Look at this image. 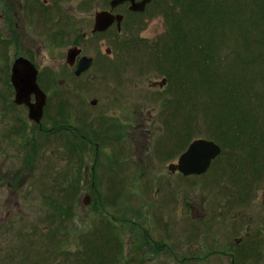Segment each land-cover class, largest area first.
Wrapping results in <instances>:
<instances>
[{"label": "rangeland", "instance_id": "374dc122", "mask_svg": "<svg viewBox=\"0 0 264 264\" xmlns=\"http://www.w3.org/2000/svg\"><path fill=\"white\" fill-rule=\"evenodd\" d=\"M50 1H46L47 7L44 6L49 11L37 9L35 15H26L34 38H28L24 45L31 41L34 49L41 50L37 62L53 67L56 80L64 79L69 85L70 89L65 90V95L58 86L53 89L60 95L52 98L53 104L58 101L63 104L62 110L67 111L68 133L63 138L41 134L34 129L30 133L28 128L32 123L18 115L17 109L6 105L4 110L9 111L10 115L3 118L0 112V178L2 175L32 174L30 179L26 176L23 178L26 182L22 185L15 182L16 185L7 186L0 181V223L5 224L4 228H0V264H174L146 262L143 257L148 250L146 241L142 239L140 231L131 229L130 224L136 225L139 221L143 226L147 222L153 235L157 233L156 229H163L165 223L170 221L180 233L184 229L189 240L203 241L206 227L176 219L180 205L199 208L204 205L206 211L214 207L237 209H225L224 220L231 217L227 214L229 212L243 211L253 216L248 236L254 238L247 247L235 248L237 252L233 251L236 254L233 263L230 260L190 264H264L257 260L264 254V143H259L260 138L255 137L253 127L240 133L237 125L241 116L251 121L249 124L253 123L258 110L261 118H264V99L260 98L257 103L253 94L245 95L242 93L243 87L237 86V81L242 77H253L264 97V79L261 80L264 70L260 74L258 60L245 66L237 59L233 68L230 65L238 54L243 57L245 52L251 53V49L245 51L242 36L264 34V24L248 25L249 20L246 19L249 16L259 17L253 6L247 3L250 1H196L210 3L206 13H202L201 21L192 19L200 21L203 26L206 23L204 19H207L211 33L192 31L191 36L195 38L206 34L205 37H217V47H211L214 56L210 70L212 74L209 72L211 77L206 78V82L205 69L194 56L188 68L183 65L181 82L174 89L178 94L174 100L166 98V87L149 88L151 80L162 77L149 65L150 61L166 66L171 60L164 61L160 55L150 60L152 56L143 49L142 39H148L152 44L162 34L166 35L170 29L169 20L172 23V19L175 20L173 15L180 17L182 13L177 3L180 0H160V3L155 0L145 14L137 17L143 21L144 28L139 32L133 28L132 33H124L121 39H81L80 33L71 35L74 29L88 28L91 21L88 18L80 22L68 21L65 9H71V5L91 8L94 5V2H90L92 0ZM191 1L184 0L186 3ZM104 6L105 0H99L96 7ZM229 6L235 7L234 13L231 9L227 10ZM170 9L174 14L168 17ZM217 9L221 14L213 12ZM221 35L226 36L225 40ZM76 38H80L79 46L84 47L85 54L97 55L94 66L78 78L70 73L64 60L67 49ZM9 40L14 41L12 38H2L0 42V73L3 72L2 59L8 57L9 52L3 48H12L10 54L14 51V42L9 45ZM108 48L111 49L110 53H107ZM257 51L258 48H255L252 52ZM229 79L236 81L235 85L241 89V93L237 90L235 96L231 93ZM260 80L262 83L259 85ZM2 82L0 80V92L10 93V88ZM94 99L97 102L92 104ZM2 108L1 104L0 111ZM141 110L146 114L151 111L160 113L158 117L162 118L167 117L169 111L177 112L175 127L181 141L180 145L174 146L175 152L186 147L193 138L209 139L211 132L205 120L215 117V124L227 126L223 131L228 132L237 144L229 164L232 169L220 171L222 165L229 168L227 156L230 153L225 150L218 157L221 159L217 158L218 161L203 176L178 177L169 184L172 188L152 180L143 183L133 180L130 174L135 175L136 168L126 158L132 132L129 133V129L127 139L123 140L125 120L119 118L127 111L140 116ZM195 116L196 120L192 122ZM128 117L129 114H126L125 119ZM223 117L227 118V123L222 121ZM162 118L149 126L154 133L150 145L161 137L165 147H168L173 141L168 140V132L162 135L159 132V128L166 126ZM185 119L191 125L189 135L183 129ZM22 124L24 134H14L11 129L22 127ZM20 143L23 144L22 150L18 146ZM30 162L34 164V171L27 164ZM157 162L163 168L162 161H154L155 164ZM153 167L149 162V174L155 170ZM29 180L33 183L30 184ZM175 187H178L177 191L173 190ZM60 208L65 210L66 216L59 215L57 211ZM254 213L258 214L251 215ZM132 216L139 220L126 221ZM149 227L143 226V229L149 230ZM222 227L226 229L225 225ZM238 230H229L235 232L230 240L240 237ZM244 243V239L240 241V244ZM245 255L251 256L250 259H244Z\"/></svg>", "mask_w": 264, "mask_h": 264}, {"label": "flooded vegetation", "instance_id": "af4514ba", "mask_svg": "<svg viewBox=\"0 0 264 264\" xmlns=\"http://www.w3.org/2000/svg\"><path fill=\"white\" fill-rule=\"evenodd\" d=\"M46 1L51 2L50 0H0V19L2 22V26L0 27V38L7 39L12 38L14 39V48L13 53L10 54L9 52L12 50V48H3L7 52L8 57H5L2 59V73H0V80H2L4 84H6L8 89L10 88V93L4 94L3 92H0V105L2 104V118L3 116H9L10 112L6 111V105L8 107H12L17 109L18 115L26 117L30 123H32V126L28 128V132L31 133L32 129L35 131H39L41 134H47V135H53L55 137H61L63 138L64 134L68 133V123L66 121L65 113L62 110V103L57 101V104H53L52 98L58 97L60 94L54 92L53 89L57 88V86L62 91V95H65V90H69V85L66 84V81L64 79H57L55 78V72L53 67H47L46 64L38 63L37 60L41 55V50L34 49L32 42L30 41L29 44L26 46L25 41L28 38H34L33 33L30 31L28 22L26 21V15L31 16L33 13L35 15V11L37 9L40 11H43L44 9L48 10L47 5L45 4ZM59 1V0H58ZM136 2H140L143 0H135ZM155 0H150L146 4V8L144 12H134L130 10L131 2L126 1L122 3L121 5H118L114 9L111 8L110 3L111 0H105V6L104 7H96L99 4V0H92L90 2H94L93 6L91 8H84L81 5L73 6L71 5V9H65V13L69 20H76L77 22L82 21L85 18H88L91 21V24L88 28L89 30L86 31L84 28H80L79 31L74 29L71 33V35H76L80 33L81 39H89V38H96V37H106L110 39H121L124 36V33L131 32L132 29L135 28L138 32L143 27V21L140 19H137V17L142 14H145L148 11V8L154 3ZM160 3V0H158ZM52 5V4H51ZM57 6V4H55ZM59 5V4H58ZM45 6V7H44ZM60 6V5H59ZM63 6V5H62ZM95 8V9H93ZM106 10L109 11L112 15H121L122 20L119 23L117 20H114L110 26L104 31H95L93 27H95V21H96V15L99 11ZM49 11V10H48ZM44 12V11H43ZM53 13V12H52ZM161 13V12H159ZM129 14V15H128ZM140 14V15H139ZM51 15V14H50ZM128 16H130L132 19H130ZM65 17V16H64ZM140 20V21H139ZM28 28V30H27ZM141 29V30H142ZM163 34L156 40L153 41L152 44H150V41L148 39H142V42L144 43L143 49L145 51H148L149 55L152 57L150 60H155V54L158 53L160 49L161 39L163 38ZM80 38H76L69 48L68 51L71 48H78L80 49V53L73 58V63L70 65L68 63V51H66L65 55V63L67 67L70 70V73L72 72L75 77H80L85 74H87L92 68L96 62L97 55L94 53V56L85 54L84 53V47H80L81 43L78 41ZM159 45V47L154 46L155 44ZM150 44V45H149ZM111 49H107V53H110ZM84 57L91 58L92 59V65L88 70L81 75L76 74V70L80 66L81 62L83 61ZM1 59V58H0ZM23 61H27L30 64L34 66L36 71H34V68L28 64H26ZM151 64V65H150ZM17 66L16 70V77L23 87V91H28L29 96L27 97L29 100V103H35L36 101V93L29 90L31 88V78L34 72H36V81L39 85V87L42 89L43 92L46 94V103L43 108V114L39 122H35L30 118V110L29 105L27 103H17L16 102V96H17V89L12 83V75H13V67ZM149 65L156 70V73L159 74L158 80H151L149 88L154 89V87H160L165 88L166 87V98H177L176 91L174 90V84L172 83V79H169L168 75L163 73V67L159 65L157 62L150 61ZM147 67L148 64H146ZM34 71V72H33ZM54 85V86H53ZM56 85V86H55ZM172 86V89H171ZM171 94V95H170ZM56 99V98H55ZM57 100V99H56ZM55 100V101H56ZM97 102L96 99L92 100V104H95ZM58 105V107H57ZM129 114V117L125 119V115ZM156 115V116H155ZM161 115L160 113L156 112H149L146 114V112H143L141 110L140 116L135 115L132 112H123V114L120 116H117L119 119H124L125 122V132L123 133V140L127 139V133L130 129L132 132L131 138H129V155L127 153V159L129 160L130 164L136 168L135 175H131L133 180H138V182L143 183L146 181H154L156 183H162L167 184L166 186L170 187L171 183L175 182L178 177H185V178H191L198 175H189L186 176L181 173V171L177 168L179 158L182 155L184 151H186L187 147L191 144L192 141L197 139H206L203 137L193 138L191 142L187 144V146L183 149H178L177 152L174 151V146L177 144L180 145L181 137L180 133L176 130L175 124L177 121V112L176 111H169L167 112V117H158ZM161 120L164 124H166L164 128H159V132L161 135L165 132L169 133L168 140H172L173 143H171L168 147H165L164 139L161 140V137L158 138V142L153 143L150 145V140L152 137H154V133L152 129L149 127L151 124L155 122V120ZM21 119V118H20ZM24 119V118H23ZM21 119V120H23ZM196 116L193 117L192 122H195ZM160 122V121H159ZM25 124V123H24ZM206 124V122H205ZM204 124V125H205ZM14 131V134L20 135L24 134V127L22 124V127H13L11 129ZM24 130V131H22ZM47 131V132H46ZM152 132V133H151ZM30 140V139H28ZM212 140V139H207ZM65 142V140H63ZM214 141V140H212ZM215 142V141H214ZM217 143V142H216ZM30 144V143H26ZM156 144V146H155ZM19 148H23V144H18ZM32 146V143H31ZM153 147V148H151ZM172 147L173 149H171ZM30 151V149H29ZM218 156L212 161L211 165L215 163ZM162 161V167H159L160 162H157L156 164L154 161ZM149 162L152 163L155 167V170L149 174L147 171L149 170ZM29 167L34 171V164L32 162L27 163ZM153 167V168H154ZM21 175V174H20ZM16 175L13 174L12 176L2 175L0 178V181L2 183H6L7 186L16 185L15 182L22 183L26 182V179H23L25 176L30 179L32 177V174L28 175ZM17 180V181H16ZM30 184L33 183V181ZM30 184H28L30 186ZM170 184V185H169ZM178 187L173 188L174 191H177ZM180 189V188H179ZM180 191V190H179ZM180 194V192H179ZM183 199V198H182ZM187 198H184L186 200ZM263 203H264V197H263ZM189 204V203H188ZM206 207L204 205L199 208L198 206H181L179 207L178 214L175 215L179 222L185 221V222H195L196 224L202 225V227H206V232L203 234L201 242H194L192 240H189L188 236L184 233V229H182V233H180V230L175 229L168 221L165 223V227L163 229H156L157 233L151 234L150 230L151 227L148 226L147 222L143 226L149 227V230L143 229V226L140 223H135L136 225L130 224L131 229L133 228V231H140L142 234V239L146 241L147 251L144 254V260L146 262H173L174 264H190V263H196V262H230L232 263L235 261L233 260V256H236L233 251L237 252V249L239 247L245 248L251 241V237L249 238V231L250 227L253 225L252 220L253 216L246 215L247 213L240 211V212H229L227 213L231 217L227 219H223V216L225 215V209L228 211H233L237 209H229V208H222L218 207L212 209L211 211H206ZM137 213V212H136ZM258 214V213H256ZM251 214V215H256ZM51 217V215H50ZM214 217V219H212ZM259 217V216H258ZM176 219H174L175 222H178ZM130 220H139L136 216L130 217L128 220L130 223ZM163 222H165L163 220ZM156 224V223H155ZM226 226V229L222 226ZM5 224L0 223V228H4ZM179 226V225H178ZM239 229L237 232H240L241 235L239 238H232V234L235 233L234 231H229L232 229ZM250 228V229H249ZM130 229V230H131ZM139 232V233H140ZM186 235V236H185ZM255 235V234H253ZM154 236V238H153ZM256 236V235H255ZM258 237V236H257ZM245 240L244 244H240L241 240ZM171 242V243H170ZM209 242V243H208ZM237 248V249H235ZM147 253V254H146ZM233 253V254H232ZM249 255V254H248ZM251 256L245 255L244 259H250ZM224 258L226 260L224 261ZM263 259V260H262ZM258 261L264 263V254H261V257L257 259Z\"/></svg>", "mask_w": 264, "mask_h": 264}, {"label": "trees", "instance_id": "16d2710c", "mask_svg": "<svg viewBox=\"0 0 264 264\" xmlns=\"http://www.w3.org/2000/svg\"><path fill=\"white\" fill-rule=\"evenodd\" d=\"M197 0H192L191 3H186L184 2V0H180L177 3L178 6L180 7V12L181 15L180 17L177 15H173L174 11H172L171 14V10L170 9L168 12H170V14H167L168 17L169 16H175V20L173 21L172 19V23H171V19L169 20V24H170V29L167 30V33H165L166 35L163 36V38L161 39V44L160 45V49L158 51L157 54H155L156 56H162L164 61H168L171 60L170 64H167L165 67H163V73H165L166 75H168L169 79H172V83L174 84V87L177 88L179 87V82H181L182 77H180L181 75V71L183 69V65L185 64L186 67L190 66L191 62H193V57L196 56L198 58V61L200 62L199 64H201L200 66L204 67L205 69V80L207 82V79L209 77H211L210 70H211V62L213 60V52H212V48L211 47H217V37H212V36H206V34H201L200 36L197 37H193L191 36L192 31H196V32H206V31H210V28L208 27L207 23V19H204V21L206 22L203 26V24L200 23L201 19H202V13H206V9L208 8L207 6L210 5V3H197ZM250 2H247L248 4H251L253 6V8L258 12L259 17H254L253 15L249 16V18H247L246 20H249V26H255L257 24H264V0H248ZM252 1V3H251ZM238 5V4H237ZM237 8H239L237 6ZM231 9V11L234 13L235 11V7H227V10ZM224 10V9H222ZM226 10V11H227ZM211 12V11H210ZM215 14H221L219 9L213 11ZM219 12V13H218ZM224 12V11H221ZM195 15V16H191V15ZM224 14V13H223ZM192 18H198L197 21L196 19H192ZM208 31V32H209ZM211 33V32H209ZM220 37H222V40H225L226 36L221 35ZM215 41V43H214ZM242 45L245 49V51L250 50L251 53H244V56L241 57L239 54L234 58V61L230 62L231 67L233 68V65L236 64L235 61L241 60L243 62V64H245V66L247 65H252L253 63H256L258 60L259 66L261 67L260 74H263V70H264V63H263V58H264V34L262 35H252V34H248L246 36H242ZM0 42H2V39H0ZM12 40L8 41L9 45H12ZM158 43L155 44L154 46H158ZM126 46V45H125ZM122 48V47H121ZM255 48H258L259 51L257 52H252L255 50ZM252 60H255L252 61ZM219 64H221L220 62H223V59H220V62L217 61ZM188 68V67H187ZM231 68V69H232ZM251 73L253 72L252 70H249ZM262 71V72H261ZM208 72V73H207ZM210 72V73H209ZM249 73V74H251ZM212 74V73H211ZM247 74V73H246ZM207 78V79H206ZM264 79V75L261 77V80ZM260 80L259 85L262 83V81ZM236 81H233L232 79H229L228 81V86L231 87L232 89V94L235 96L236 95V90L238 91V93H241V89L236 87ZM256 82L253 79V77H242L241 80H239V82L237 81V86L243 87V91L242 93H244L245 95H250L253 94V96L256 98L257 103H259L260 98L264 99L263 95L261 94V92L259 91V89H257L256 87ZM197 87V86H196ZM174 88V89H175ZM172 89V86H171ZM177 94V91H176ZM178 95V94H177ZM258 115H256V117L254 118V122L249 124L248 122L251 121H247V119L244 116H241L239 118V122L237 123L238 125V132L240 133H245L246 131H250V129H252L253 127V133L255 135L256 138H260V142L259 143H264V118H261L260 112L259 110L256 111ZM186 120V119H185ZM222 121H226L224 123H227V118L223 117ZM232 121L234 122L235 119L233 118ZM206 125L208 126V131L210 130L211 132V136L209 137V139L214 140L215 142H217L218 145L221 146L222 148V153L226 152L225 150L229 151V155L227 156V162L229 164H231L232 162V153L236 152V147L237 144H235L236 142L232 141V136L229 135L228 132H224L223 129L226 128L227 126L223 125H216V118L215 117H207L206 120ZM184 127L183 129L185 130V134L189 135L191 132L189 131L191 128V125L189 124V122L186 120V123H184ZM189 124V125H186ZM70 127V126H69ZM185 148V147H184ZM183 149V148H182ZM226 156V155H225ZM221 158H218V160ZM216 160L215 163L218 161ZM224 160V159H223ZM225 161V160H224ZM223 162V161H222ZM214 163V164H215ZM224 165L221 166L220 171H225V170H229L232 169V167L229 165L228 167H224ZM59 212V215L62 216H66L67 214H65V210H62L61 208L57 211Z\"/></svg>", "mask_w": 264, "mask_h": 264}, {"label": "water", "instance_id": "95a60500", "mask_svg": "<svg viewBox=\"0 0 264 264\" xmlns=\"http://www.w3.org/2000/svg\"><path fill=\"white\" fill-rule=\"evenodd\" d=\"M130 1L132 4L129 7L130 10L134 12H144L146 8V4L150 0H143L140 2H136L135 0H112L110 5L111 8L114 9L118 5H121L122 3ZM114 20H117L119 23L122 20L121 15H112L109 11H100L96 15V21H95V31H104L112 24ZM80 53V49L74 47L71 48L68 51L67 60L70 65L73 63V58H75ZM26 64L34 66L30 64L27 61H23ZM92 65V59L84 57L83 61L81 62L80 66L76 70L77 75H81L88 70ZM17 66L15 65L13 67V75H12V83L17 89V96H16V102L17 103H27L29 105V114L30 118L34 120L35 122H39L42 114H43V108L46 101V94L42 91V89L39 87L38 83L36 81V69L34 68V73L31 78V88L29 90L36 93V101L35 103H29L28 100V91H23L22 85L19 83V81L16 77V70ZM19 83H17V81ZM221 153V147L217 145L214 141L206 140V139H197L194 140L191 145L188 146L186 151L182 153V155L179 158V162L177 165V168L186 176L189 175H203V173H206L207 170L210 168V165L212 161L219 156Z\"/></svg>", "mask_w": 264, "mask_h": 264}]
</instances>
